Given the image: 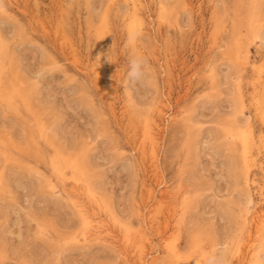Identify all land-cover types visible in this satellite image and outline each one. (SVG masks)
Returning <instances> with one entry per match:
<instances>
[{"label":"rangeland","instance_id":"rangeland-1","mask_svg":"<svg viewBox=\"0 0 264 264\" xmlns=\"http://www.w3.org/2000/svg\"><path fill=\"white\" fill-rule=\"evenodd\" d=\"M0 264H264V0H0Z\"/></svg>","mask_w":264,"mask_h":264},{"label":"bare ground","instance_id":"bare-ground-1","mask_svg":"<svg viewBox=\"0 0 264 264\" xmlns=\"http://www.w3.org/2000/svg\"><path fill=\"white\" fill-rule=\"evenodd\" d=\"M258 111V110H257ZM246 126V125H245ZM238 130V129H237ZM233 132V131H232ZM242 141V140H241ZM151 145V144H150ZM246 148V147H245ZM155 153V152H154ZM153 154V153H152ZM82 205V204H81ZM82 210V209H81ZM86 211H84V213H85ZM88 213V212H87ZM91 214V213H90ZM263 216V215H262ZM257 218H260V215H259V217L257 216ZM263 218V217H262ZM95 220V219H94ZM258 222H259V220H258ZM100 225V224H99ZM259 225V224H258ZM96 227V226H95ZM258 228V227H257ZM97 230V229H96ZM98 230H100V228L98 229ZM102 230V229H101ZM104 231V230H103ZM94 233V232H93ZM100 233H103V232H100ZM105 233V232H104ZM98 234H99V232H98ZM111 235H112V233H111ZM103 236V235H102ZM131 239V238H130ZM245 247V246H244Z\"/></svg>","mask_w":264,"mask_h":264}]
</instances>
